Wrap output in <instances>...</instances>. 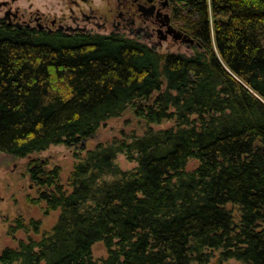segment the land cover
<instances>
[{
  "label": "trees",
  "instance_id": "obj_1",
  "mask_svg": "<svg viewBox=\"0 0 264 264\" xmlns=\"http://www.w3.org/2000/svg\"><path fill=\"white\" fill-rule=\"evenodd\" d=\"M175 18L200 40L192 55L0 20V153L32 158L35 203L59 211L0 264H97L96 243L100 264H264V0H176ZM126 113L144 131L88 149L66 178L33 158L83 150Z\"/></svg>",
  "mask_w": 264,
  "mask_h": 264
},
{
  "label": "rangeland",
  "instance_id": "obj_2",
  "mask_svg": "<svg viewBox=\"0 0 264 264\" xmlns=\"http://www.w3.org/2000/svg\"><path fill=\"white\" fill-rule=\"evenodd\" d=\"M104 1V2H103ZM108 0H92L93 7L102 6ZM111 2V0H109ZM7 3V6H3ZM81 8L86 6L77 1ZM69 7H76L70 0H0V17L4 16L6 9L12 12L19 11L20 21H27L32 16L44 15L49 19L59 16H69ZM95 31V30H93ZM161 53H181L192 55L193 51L187 52L184 47L168 49L166 44L158 49ZM169 124H163L167 127ZM132 131H144L139 121L126 113L122 118L113 119L102 125L97 135L90 143L84 144V148H68L62 145L49 147L47 150L35 154L33 158L46 162L50 167L61 168L63 178L72 171L78 158L85 155L88 149L94 148L98 143L111 141L114 137L122 136L121 133ZM32 158H15L11 155L0 153V255L6 249H15L21 241L38 239L44 232H49L57 223L59 211L46 212V205L35 203L37 188L30 181L28 164ZM116 163L123 171L132 170L137 166L136 162L128 160L123 154L117 156ZM197 165L192 160L188 169ZM37 226V229L35 228ZM93 259L97 264L107 257V249L103 243H96L93 248ZM224 264H241L230 260Z\"/></svg>",
  "mask_w": 264,
  "mask_h": 264
},
{
  "label": "flooded vegetation",
  "instance_id": "obj_3",
  "mask_svg": "<svg viewBox=\"0 0 264 264\" xmlns=\"http://www.w3.org/2000/svg\"><path fill=\"white\" fill-rule=\"evenodd\" d=\"M16 0H14L15 2ZM76 7H69V16L49 19L44 15L32 16L20 21L19 11L6 9L4 20L8 25L36 28L49 33L118 35L133 39L151 48H185L187 52L201 47L200 40L191 37L175 18L176 0H111L102 6L93 7L92 0H70ZM77 1L86 7L81 8ZM104 2V1H103ZM7 6V3H3ZM95 30V31H93ZM193 39V43H184V38Z\"/></svg>",
  "mask_w": 264,
  "mask_h": 264
},
{
  "label": "water",
  "instance_id": "obj_4",
  "mask_svg": "<svg viewBox=\"0 0 264 264\" xmlns=\"http://www.w3.org/2000/svg\"><path fill=\"white\" fill-rule=\"evenodd\" d=\"M183 42H184V43H190V44H191V43H193L194 41H193V39H191V38H189V37H188V38L186 37V38H184Z\"/></svg>",
  "mask_w": 264,
  "mask_h": 264
}]
</instances>
